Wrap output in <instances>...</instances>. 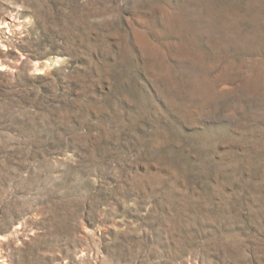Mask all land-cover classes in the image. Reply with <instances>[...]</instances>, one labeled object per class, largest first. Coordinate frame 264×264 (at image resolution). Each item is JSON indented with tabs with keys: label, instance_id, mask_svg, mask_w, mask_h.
I'll list each match as a JSON object with an SVG mask.
<instances>
[{
	"label": "rangeland",
	"instance_id": "1",
	"mask_svg": "<svg viewBox=\"0 0 264 264\" xmlns=\"http://www.w3.org/2000/svg\"><path fill=\"white\" fill-rule=\"evenodd\" d=\"M0 264H264V0H0Z\"/></svg>",
	"mask_w": 264,
	"mask_h": 264
}]
</instances>
